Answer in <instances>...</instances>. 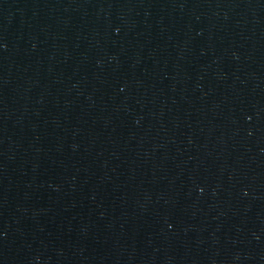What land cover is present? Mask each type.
Returning <instances> with one entry per match:
<instances>
[{
	"label": "water",
	"instance_id": "1",
	"mask_svg": "<svg viewBox=\"0 0 264 264\" xmlns=\"http://www.w3.org/2000/svg\"><path fill=\"white\" fill-rule=\"evenodd\" d=\"M0 264H264V0H0Z\"/></svg>",
	"mask_w": 264,
	"mask_h": 264
}]
</instances>
